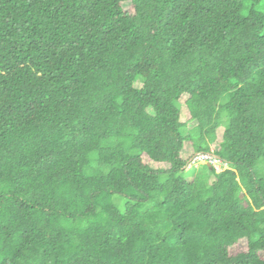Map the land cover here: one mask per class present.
I'll list each match as a JSON object with an SVG mask.
<instances>
[{
    "label": "trees",
    "instance_id": "16d2710c",
    "mask_svg": "<svg viewBox=\"0 0 264 264\" xmlns=\"http://www.w3.org/2000/svg\"><path fill=\"white\" fill-rule=\"evenodd\" d=\"M0 264H264V0H0Z\"/></svg>",
    "mask_w": 264,
    "mask_h": 264
},
{
    "label": "built area",
    "instance_id": "2783aa9c",
    "mask_svg": "<svg viewBox=\"0 0 264 264\" xmlns=\"http://www.w3.org/2000/svg\"><path fill=\"white\" fill-rule=\"evenodd\" d=\"M195 162L200 164H207L213 167L216 172H219L221 167L224 166V164H222L215 156L205 153L197 154L195 156Z\"/></svg>",
    "mask_w": 264,
    "mask_h": 264
},
{
    "label": "rangeland",
    "instance_id": "374dc122",
    "mask_svg": "<svg viewBox=\"0 0 264 264\" xmlns=\"http://www.w3.org/2000/svg\"><path fill=\"white\" fill-rule=\"evenodd\" d=\"M188 127H190V125H188ZM194 154V155H193ZM192 156V157H191ZM195 156H196V153H193V150H192V147L190 145V143H185V148H184V157L186 158H190V161L189 163L191 164L190 166L187 165L186 168H189V167H197V166H200L199 163L195 162ZM193 162V163H191ZM188 163V164H189Z\"/></svg>",
    "mask_w": 264,
    "mask_h": 264
},
{
    "label": "clouds",
    "instance_id": "9594fccd",
    "mask_svg": "<svg viewBox=\"0 0 264 264\" xmlns=\"http://www.w3.org/2000/svg\"><path fill=\"white\" fill-rule=\"evenodd\" d=\"M197 154H200V153H197ZM197 154H196V155H197ZM208 154H212V153L210 152V153H208ZM212 155H213V154H212ZM213 156H214V155H213ZM191 163H193V162H191ZM193 164H194V163H193ZM199 164H200V163H199ZM208 166H209V165H208Z\"/></svg>",
    "mask_w": 264,
    "mask_h": 264
}]
</instances>
